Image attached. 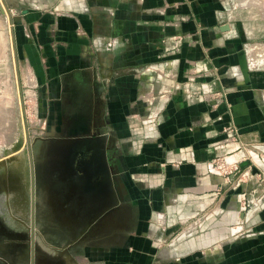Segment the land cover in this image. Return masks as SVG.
Returning a JSON list of instances; mask_svg holds the SVG:
<instances>
[{"label": "crops", "instance_id": "0c3cea01", "mask_svg": "<svg viewBox=\"0 0 264 264\" xmlns=\"http://www.w3.org/2000/svg\"><path fill=\"white\" fill-rule=\"evenodd\" d=\"M6 1L13 22L16 63H25L34 74L37 100L81 105L73 119L62 113L63 131L69 120L84 136L71 139L74 143L67 141L69 161L63 164L75 169V199L87 205L75 213L89 217L87 227L115 206H121V215L129 213L122 207L124 201H134L147 216L150 204L162 210L164 202L179 193L176 191L206 196L221 187L235 194L231 187L237 180L243 190L264 187V174L258 166L249 168L240 158L239 141L264 148V27L241 19V0ZM224 25L230 29L223 31ZM114 37L120 46L113 51L97 44ZM148 66L174 73L179 81L189 72L197 81L193 91L205 89L208 96H225L214 105L211 100L188 103L179 90L173 98L161 100L163 119L157 140L141 150L139 142L129 139V120L145 112L138 101L142 100L138 79L131 73ZM114 69L123 74L116 85L103 84ZM143 78L146 87L159 92L161 86L152 83L153 74ZM100 100L108 103L104 117L110 129L108 138L116 136L120 141L110 148L107 138L102 143L101 138L85 136L88 130L97 129L101 113L95 107ZM85 104H91L90 113L84 110ZM230 129L239 132L235 140L229 136ZM29 152L33 158L32 147ZM113 152L121 154L120 158L114 160ZM130 152L139 154L130 157ZM217 160L237 163L243 175L238 178V172L220 171ZM234 196H228L233 200L224 223L231 216L242 215ZM178 210H186L185 205ZM260 216L263 222L256 226L264 230V211ZM105 218L97 241L111 248L115 232L112 220ZM145 227L141 223L140 231ZM143 241L135 240L139 246ZM244 246L240 248L244 253L236 258L239 264H264V236ZM105 259L106 264H172L162 254L152 261L143 254L130 263H116L112 255Z\"/></svg>", "mask_w": 264, "mask_h": 264}, {"label": "rangeland", "instance_id": "374dc122", "mask_svg": "<svg viewBox=\"0 0 264 264\" xmlns=\"http://www.w3.org/2000/svg\"><path fill=\"white\" fill-rule=\"evenodd\" d=\"M241 1L242 6L238 9L241 19L254 27L256 23H259L258 28L264 27V0ZM10 15L7 1L0 0V264H32V252L34 264H106L105 258L111 255L116 263L121 260L130 263L143 254L151 261L162 254L172 264L186 261L239 264L236 258L244 253L240 248L264 236V230L256 226L263 222L259 219L264 211V187L260 191L257 187L243 190L238 180L231 187L235 194H229L221 187L206 196L176 191L179 193L172 200L165 201L162 210H155L150 204L147 216L134 201H124L122 207H127L129 213L121 215L118 212L121 206H115L105 214L113 223V247H105L104 243L97 241L106 216L99 217L87 227L89 217L76 215L75 209L79 211L78 208L87 205L75 199L72 184L75 169L63 164L69 161L67 141L84 136L76 132L74 122L69 120L70 125L66 132L63 131L62 113L66 112L67 118L73 119L80 113L81 105L77 102L56 105L49 100H37L34 74L25 63H16ZM111 40L114 47L108 52L120 46L118 38ZM117 71L114 69L103 84L115 86L123 75ZM132 74L138 79L139 98L142 99L138 101L144 104L145 112L129 120L128 131L129 139L139 142L141 150L157 140L158 127L163 119L161 100L173 98L180 90L188 103L206 101L198 100L204 92L193 91L197 81L189 72L184 81L156 66ZM151 74L155 76L152 83L159 82L161 86L159 92L146 87L143 77ZM191 75L193 80H189ZM107 104L100 100L95 107V112L101 113L100 124L95 131L88 130L85 135L101 138L102 143L109 139L110 133L104 118ZM90 105H84V110L89 113ZM117 139L116 136L109 139V148L120 142ZM239 145L241 160L247 162L249 168L258 166L264 174V148H252L242 141ZM29 147L33 148V158ZM136 154L139 153L130 152L128 155ZM111 155L114 160L121 156L115 152ZM217 162L220 171L239 173L237 163ZM242 175L239 173L238 178ZM131 180L137 182L134 178ZM59 186L61 189L58 190ZM130 186L132 193L133 185ZM229 195L237 196L235 202L242 215L231 216L224 223L233 200ZM181 205H185L186 210L179 211ZM141 223L146 224L143 232L140 231ZM86 227L87 231L82 232ZM214 230L218 232L213 233ZM137 238L144 240L141 246L136 244Z\"/></svg>", "mask_w": 264, "mask_h": 264}, {"label": "built area", "instance_id": "2783aa9c", "mask_svg": "<svg viewBox=\"0 0 264 264\" xmlns=\"http://www.w3.org/2000/svg\"><path fill=\"white\" fill-rule=\"evenodd\" d=\"M97 44L102 47L104 50H110L111 48L114 47V41L109 39V40H98ZM189 80H193L192 75L189 76ZM204 87V86H203ZM204 94H202V96H200V98L198 100H211L212 105H214L216 103L217 100H219V98L221 99L222 97L225 96V94L223 93H217L213 96H208L205 92V89H203ZM191 87H189V100H191ZM229 136L231 138H233L234 140L236 139L237 135H238V131L236 129H230L229 130Z\"/></svg>", "mask_w": 264, "mask_h": 264}, {"label": "water", "instance_id": "95a60500", "mask_svg": "<svg viewBox=\"0 0 264 264\" xmlns=\"http://www.w3.org/2000/svg\"><path fill=\"white\" fill-rule=\"evenodd\" d=\"M230 28H229V26L228 25H224L223 27H222V30L223 31H228ZM32 264H34V252H32Z\"/></svg>", "mask_w": 264, "mask_h": 264}, {"label": "bare ground", "instance_id": "6f19581e", "mask_svg": "<svg viewBox=\"0 0 264 264\" xmlns=\"http://www.w3.org/2000/svg\"><path fill=\"white\" fill-rule=\"evenodd\" d=\"M5 6V5H4ZM10 41V40H9ZM30 98V97H29ZM75 142V140H72V143H74Z\"/></svg>", "mask_w": 264, "mask_h": 264}]
</instances>
